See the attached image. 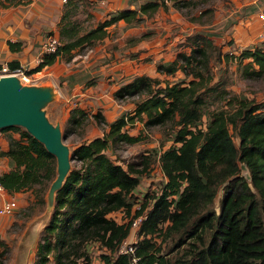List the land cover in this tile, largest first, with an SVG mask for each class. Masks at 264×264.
<instances>
[{
    "label": "trees",
    "instance_id": "obj_1",
    "mask_svg": "<svg viewBox=\"0 0 264 264\" xmlns=\"http://www.w3.org/2000/svg\"><path fill=\"white\" fill-rule=\"evenodd\" d=\"M77 2H65L61 44L54 51L43 52L29 71L54 62L59 54L69 60L80 46H95L120 20L139 23L159 8H168L167 0H145L138 7L120 8L82 28L77 20L64 21L71 13L70 5ZM9 44L12 48L21 46L18 41L9 40ZM179 45L172 60L157 63L163 76L140 73L115 89L114 96L119 99L138 96L133 109L109 121L103 134L73 148L72 156L79 163L56 191L34 264H93L96 256L90 245L94 243L101 247L103 264H174L155 247L152 237L161 231L166 235L189 231L201 239L178 258L179 264H264V100L232 95L224 106L205 114V95L216 89L211 83V61L214 55L224 56L223 49L202 30L186 34ZM242 57L250 58L246 71L264 73V44L244 49ZM9 64L15 68L20 62L11 60ZM250 64L255 67L251 69ZM179 70L184 76L172 79L170 75ZM85 115L87 110L76 105L69 120L81 123ZM95 115L106 118L102 112ZM136 120L143 123V129L132 132ZM153 125H169L174 142L158 155L164 178L160 187L136 205L137 187L150 165V155L139 153L138 160L124 165L109 154V149L120 142L143 139L144 129ZM9 129L18 135L10 133L7 147H1ZM1 130L0 156L12 158L15 164L0 173V180L11 193L33 190L45 200L43 193L57 174L56 156L21 125ZM241 163L248 174L242 173ZM220 186L223 193L217 208L214 198ZM118 210L123 211L122 219L112 214ZM140 214L145 217L138 230L139 258L134 263L131 254L118 253V247L130 236L132 221ZM207 230L210 236L206 241Z\"/></svg>",
    "mask_w": 264,
    "mask_h": 264
},
{
    "label": "rangeland",
    "instance_id": "obj_2",
    "mask_svg": "<svg viewBox=\"0 0 264 264\" xmlns=\"http://www.w3.org/2000/svg\"><path fill=\"white\" fill-rule=\"evenodd\" d=\"M167 2L168 8L163 9L169 11L168 13L170 14L171 11L169 7H172V9L174 7L175 13L172 15L170 14L171 16L166 13L167 17L165 19L172 18L176 21V24H174V22L170 23L171 20L164 22V17H161L158 14V16L153 19L155 21L153 26H156L157 33L152 36L150 39L151 42L160 44L162 47L160 49L163 51L174 53L175 50L177 52L181 47V45H179L180 41L184 40L186 34L195 30H202L212 35L223 49L224 56L218 58L214 55L211 61V73L213 76L211 83L213 86H216V89L212 90V92L208 94V97L205 95L204 99H207L205 114H208L209 111L215 107L224 106L227 99L232 95L248 97L257 101L264 100V73L257 74L251 72V70L246 71L245 65L246 63H249L250 58L242 57V51L244 49L254 47L257 44H264V40L261 41V39L256 37V31L259 28V22L257 19V11L259 10H257V0H245V3H243L242 0H179L177 3H175L174 0H167ZM208 7H211L210 11L205 10ZM66 10L67 7H64V11ZM70 12L71 13L67 16L66 20L64 19L67 23H72V21L77 20L80 23V27L86 28L98 22L97 18H93L89 14L88 7L82 3H73L70 5ZM158 17H160L161 20ZM62 23L63 22L60 23L59 29L64 24ZM138 25L139 23H132L128 25V27L132 26L133 31L135 32L139 27ZM122 27L123 24L111 26L113 34L118 36V32H120V34L121 32H124L126 26ZM125 44H122L121 48L124 47ZM166 44H168V46H166ZM110 45L108 44L106 47L109 48ZM101 49L95 47L91 49V47L80 46L79 50L71 59L68 60L65 55H62V63H64V67H67V73L61 74V76L59 75L58 77L56 76L55 81H53L54 83L52 81H47L50 79L47 70L38 71L34 74V77L31 80H27L28 84H42L52 87V97L45 101L43 108L47 110L49 118L55 123H59L62 128L64 141L69 145L70 149L69 171L79 163L72 156L73 148L80 142L92 136L103 134L104 129L106 127L108 128V122L110 121L103 110V107H96V105H86V107H84L87 110V115L83 117L81 123L70 121L69 117L71 114V108L69 109V106L65 105L67 101L71 103L72 99L70 98V92L76 81L79 82V85L81 84L82 88H85L86 85L89 86V84H94L95 81H97L99 76L96 75L100 73L99 71L101 69L111 66L110 62H108L109 60L118 63L121 61L119 56L115 57L111 54H107L104 58V55H101ZM226 53H229V55L233 54V56L227 57L225 55ZM144 60L146 59L144 58ZM169 61L170 60L162 62ZM253 67L255 66L250 64V68L252 69ZM149 71H151L154 76L160 75L157 72H153L151 69ZM170 76H172V79H177L184 76V74L179 70L176 75ZM94 78L96 80H94ZM83 79L86 80L82 81ZM107 79L106 82L108 83L116 81L111 78L109 80ZM137 98L138 96L135 95L123 99H116L128 106L130 103H134ZM129 110L130 109L127 108L125 111ZM97 112H102L103 115L105 114L104 116L106 118H98L95 115ZM142 126L143 123L140 120H136L131 131L137 132L139 129H143ZM171 132L172 129L169 125L167 127L153 125L144 129L143 139L134 143L120 142L116 144V146L112 145L109 149V154L124 165H127V163H130L131 161L138 160L139 153H148L144 155H150V165L144 170L140 184L137 187L136 195H138V200L136 205H138L139 201L143 200L148 194L152 195V192L160 187V184L164 179L162 177L163 174L159 169L160 161L158 155L162 149L168 147L174 142L170 135ZM10 133L18 135L16 130L9 129L4 133L7 142V137ZM234 137L238 142L239 138L236 135ZM241 166L242 173L248 174L249 171L245 164L241 163ZM137 167L141 166L139 165ZM56 191L57 190H55L52 199L49 198L48 190H45L43 193L45 200H40L42 194L39 197L33 190L20 191V193L16 195V198L20 202L18 211L14 212L16 220H14L7 229L9 234L15 233V237H12L11 240L7 236L0 237V264L12 263V261H14L13 259L16 250L20 249V247L21 249L25 248L26 251L29 249L33 251L34 249V263L36 262L38 259L39 241L34 245L32 243L33 241L28 242V245L22 241L18 248L19 239L23 233H25L24 231L27 226L31 225V220L34 217L35 219L41 220L43 217V219H46L47 221L49 220L56 202ZM222 193L223 187L220 186L214 198V204L217 208H219ZM136 195H133L132 199L135 198ZM51 200L53 201L51 202ZM115 214L122 219L123 211H115ZM43 235L44 233L41 231L39 240H41ZM209 236L210 231L207 230L204 233L206 241L209 239ZM182 237L183 240L181 243H177ZM130 238H132V236ZM152 239L155 242V247L158 248V252L163 253L165 257H168L174 264H179L178 258L184 253H187L192 246L199 245L198 243L201 242V239H199L198 236L190 235L189 231L174 232L170 235H166L165 231H161L154 234ZM30 246L32 247L30 248ZM90 249L92 250V255L96 256L93 264H103V261L100 259V257H102L100 256V254H102L101 247L98 243L90 245ZM17 263L18 262H16V264ZM47 264H54V262L50 261Z\"/></svg>",
    "mask_w": 264,
    "mask_h": 264
},
{
    "label": "crops",
    "instance_id": "obj_3",
    "mask_svg": "<svg viewBox=\"0 0 264 264\" xmlns=\"http://www.w3.org/2000/svg\"><path fill=\"white\" fill-rule=\"evenodd\" d=\"M81 1L78 0L77 3H82L88 7L89 14L93 18H97V21H99L107 14L114 13L120 8L138 7L140 3L145 0H86L84 3ZM242 1L245 3V0ZM65 2L66 0H29L16 3V1L11 0H0V57L7 61L17 60L21 64L28 63L31 66L36 65L42 59V43L46 35L50 31L59 35V25L64 12ZM263 5L264 0H257V10ZM169 9L171 15L175 13L174 7L173 9L172 7H169ZM165 10L159 8L155 14L145 17V19L139 22V27L135 32L133 31L132 26L128 27V25L132 23L120 20L117 24H123V27L126 26V29L124 32H121V34L118 32L119 35L116 36V34H113L111 28V26H116V24H112L109 27V35L103 38L95 46L91 47V49L94 47L98 49L102 48L101 55L103 54L104 58L107 54H111L115 57L119 56L121 61L118 63L109 60L108 62H110L111 66L108 68L104 67L99 71L100 73L96 75L99 77L94 84H89V86L86 85L85 88H82L81 84L79 85V82L76 81L70 92V98L72 99L71 103L67 101L65 105H68L69 109L76 105L82 107H86V105L103 107V110L110 121H113L121 113L125 112L127 108L130 110L133 109L135 101L126 106L125 103H122L115 98V89L120 84L132 79L137 74L148 73L152 75V72L149 71L150 69L153 70V72L160 74L159 76H163V74L157 70V63L161 60H172L176 54V50L174 53L161 50L160 48L162 47L160 44L151 42L150 40L152 36L157 33L156 26H153L155 22L153 19L158 16V14L161 17H164V22L171 20L170 23L174 22V24H176V21L172 18L165 19L167 15H170L168 13L169 11ZM158 18L160 19V17ZM9 40L21 42V46L19 48H12L9 44ZM108 44H111L109 48L106 47ZM122 44H125V46L121 48ZM166 46H168V44H166ZM62 55L63 54H59L54 62L46 64L39 69L40 71H48L47 73L50 79L47 81L53 82L55 81L56 76L58 77L59 75L61 76V74L67 73V67H64V63H62ZM144 58L146 60H144ZM110 78L115 79L116 81L113 83L106 82V79L109 80ZM85 80L86 79H83L82 81ZM94 80L96 79L94 78ZM7 144L8 142L4 138L1 141V147H7ZM14 164L15 161L12 158L8 156H0V173L9 169ZM19 193L20 191L12 192L15 196ZM2 200L3 197L0 196V203ZM17 211L18 209L16 212ZM14 215L15 213L0 216V237L7 236L10 240L12 237H15V233L9 234V231L7 230L11 223L16 220ZM46 223L47 220L43 219V217L41 220L35 219L34 217L31 220V225L27 226L24 231L25 233H23L19 239L18 248L22 241L25 242L26 245H28V242L30 241H33V245L37 243ZM32 246H30V248ZM24 249L25 248L21 249V247L20 249H17L13 259L14 261L9 264H16V262H18L17 264H34L35 250L33 249L32 251L29 249L26 251V249Z\"/></svg>",
    "mask_w": 264,
    "mask_h": 264
},
{
    "label": "water",
    "instance_id": "obj_4",
    "mask_svg": "<svg viewBox=\"0 0 264 264\" xmlns=\"http://www.w3.org/2000/svg\"><path fill=\"white\" fill-rule=\"evenodd\" d=\"M52 93L51 86L22 83L17 74L0 76V129L13 124L23 125L56 156L57 175L49 189V198L53 199L55 190L69 172L70 149L60 124L52 121L43 108Z\"/></svg>",
    "mask_w": 264,
    "mask_h": 264
},
{
    "label": "built area",
    "instance_id": "obj_5",
    "mask_svg": "<svg viewBox=\"0 0 264 264\" xmlns=\"http://www.w3.org/2000/svg\"><path fill=\"white\" fill-rule=\"evenodd\" d=\"M257 19L259 22V28L256 31V37L258 39L264 40V5L257 11ZM1 21V19H0ZM61 44V38L58 34L49 32L43 43H42V53L45 51H54ZM32 66L28 63H23L15 68H12L9 64V61L2 59L0 57V76L5 74H17L20 77H23L27 80H31L34 77V74L40 70L29 71ZM3 137V131L0 129V140ZM0 196L3 197L2 202L0 203V215L14 214L19 208V201L14 194L9 192L5 187L4 183L0 180ZM115 215V211L112 212ZM145 217L144 214L136 216L132 221V231L129 237H126L119 244L118 253H130L132 262L137 263L139 256L136 254L137 247L140 242L141 235L138 230L141 224L142 219ZM119 218V217H118ZM132 236V238H130Z\"/></svg>",
    "mask_w": 264,
    "mask_h": 264
},
{
    "label": "bare ground",
    "instance_id": "obj_6",
    "mask_svg": "<svg viewBox=\"0 0 264 264\" xmlns=\"http://www.w3.org/2000/svg\"><path fill=\"white\" fill-rule=\"evenodd\" d=\"M20 77V76H19ZM20 81L22 82V83H27V79H25V78H23V77H20Z\"/></svg>",
    "mask_w": 264,
    "mask_h": 264
}]
</instances>
